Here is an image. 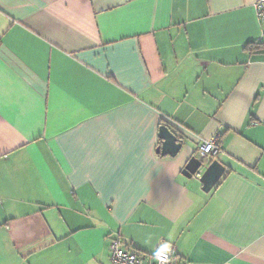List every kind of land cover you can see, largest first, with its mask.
Listing matches in <instances>:
<instances>
[{"label":"crops","instance_id":"1","mask_svg":"<svg viewBox=\"0 0 264 264\" xmlns=\"http://www.w3.org/2000/svg\"><path fill=\"white\" fill-rule=\"evenodd\" d=\"M257 1L0 0V264H114L115 237L264 264ZM212 138L226 170L205 192L183 170Z\"/></svg>","mask_w":264,"mask_h":264},{"label":"water","instance_id":"2","mask_svg":"<svg viewBox=\"0 0 264 264\" xmlns=\"http://www.w3.org/2000/svg\"><path fill=\"white\" fill-rule=\"evenodd\" d=\"M159 136L161 145L158 147V152L162 155L176 156L183 147V136H178L168 125L160 126ZM206 159L208 158L194 154L188 160L183 174L191 178L201 172L199 180L202 183V189L209 192L219 184L226 168L218 159L208 161Z\"/></svg>","mask_w":264,"mask_h":264},{"label":"built area","instance_id":"3","mask_svg":"<svg viewBox=\"0 0 264 264\" xmlns=\"http://www.w3.org/2000/svg\"><path fill=\"white\" fill-rule=\"evenodd\" d=\"M257 16L264 23V0H258L256 3ZM219 151L218 139L212 138L205 140L199 147V156L210 157L216 156ZM2 200L0 199V204ZM167 246V252L164 248ZM111 257L114 264H175L174 252L175 246L171 243L162 242L158 245L155 253L151 258L143 256V254L126 248L120 238H112L110 242ZM157 253H163L164 258L157 257Z\"/></svg>","mask_w":264,"mask_h":264},{"label":"trees","instance_id":"4","mask_svg":"<svg viewBox=\"0 0 264 264\" xmlns=\"http://www.w3.org/2000/svg\"><path fill=\"white\" fill-rule=\"evenodd\" d=\"M246 49L249 50L252 53L264 52V40L249 42L246 45ZM218 145H219V149H220V139L218 141Z\"/></svg>","mask_w":264,"mask_h":264},{"label":"clouds","instance_id":"5","mask_svg":"<svg viewBox=\"0 0 264 264\" xmlns=\"http://www.w3.org/2000/svg\"><path fill=\"white\" fill-rule=\"evenodd\" d=\"M167 250H168V249H167V246H165V248H164L163 251H164V252H167ZM157 257L160 258V259H163V258H164L163 253H157Z\"/></svg>","mask_w":264,"mask_h":264}]
</instances>
